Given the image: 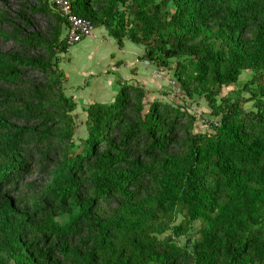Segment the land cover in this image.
<instances>
[{"label":"trees","instance_id":"obj_1","mask_svg":"<svg viewBox=\"0 0 264 264\" xmlns=\"http://www.w3.org/2000/svg\"><path fill=\"white\" fill-rule=\"evenodd\" d=\"M12 7L0 0V264H264V0H74L181 96L121 82L78 140L66 20L54 0ZM200 100L205 132L186 105Z\"/></svg>","mask_w":264,"mask_h":264},{"label":"rangeland","instance_id":"obj_2","mask_svg":"<svg viewBox=\"0 0 264 264\" xmlns=\"http://www.w3.org/2000/svg\"><path fill=\"white\" fill-rule=\"evenodd\" d=\"M17 3L18 0H10L13 9ZM34 20L41 29H45L50 24L49 20L41 16H35ZM93 34L94 38L86 37L79 43L70 46L59 63V68L66 77L65 94L72 98L78 106L75 111L76 140L85 138L84 121L86 116L83 111L88 104L112 102L121 82L128 83V85H137L139 81L143 83L147 92L146 101H159L172 105L180 103L181 96H178L176 88L173 91L165 88L174 81L172 72L159 71L151 65H144L142 63L143 47L136 46L125 39L124 47L119 49L115 40L102 28L94 29ZM12 47V42L3 43L0 41V49L3 51ZM136 59H140V61L136 62ZM117 63L119 65H116ZM247 80L248 76L242 74L239 83L242 84ZM230 90L232 88L224 89L221 95L227 94ZM241 90V86L236 89V91ZM173 93L176 95V99H173ZM241 97L248 99L249 95L242 92ZM186 105L197 117L195 124L197 131H208L210 111L204 100L186 101ZM252 105V102H246L243 107L245 111H249L252 109Z\"/></svg>","mask_w":264,"mask_h":264},{"label":"built area","instance_id":"obj_3","mask_svg":"<svg viewBox=\"0 0 264 264\" xmlns=\"http://www.w3.org/2000/svg\"><path fill=\"white\" fill-rule=\"evenodd\" d=\"M73 1L74 0H54V4L57 8L58 13L61 17L66 20V23L68 25L67 30L65 32V41L68 47L79 43L83 38L93 37L94 31L90 22L79 18L75 14H73ZM143 64L146 66L149 65L146 61H144ZM169 84L172 85L175 89L174 81Z\"/></svg>","mask_w":264,"mask_h":264},{"label":"crops","instance_id":"obj_4","mask_svg":"<svg viewBox=\"0 0 264 264\" xmlns=\"http://www.w3.org/2000/svg\"><path fill=\"white\" fill-rule=\"evenodd\" d=\"M95 36H94V34H93V37L92 38H94ZM136 61H140V59H136ZM142 63H143V61H142ZM116 65H119V63H117ZM135 76V75H134ZM134 76H132V77H134ZM135 79V78H134ZM138 85H140V86H143L144 87V85H143V83H140V81H139V83H138ZM167 87H168V85H167Z\"/></svg>","mask_w":264,"mask_h":264},{"label":"clouds","instance_id":"obj_5","mask_svg":"<svg viewBox=\"0 0 264 264\" xmlns=\"http://www.w3.org/2000/svg\"><path fill=\"white\" fill-rule=\"evenodd\" d=\"M144 62V61H143ZM149 66V65H148Z\"/></svg>","mask_w":264,"mask_h":264}]
</instances>
